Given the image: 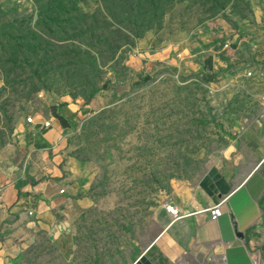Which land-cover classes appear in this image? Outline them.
Here are the masks:
<instances>
[{
    "label": "rangeland",
    "instance_id": "rangeland-1",
    "mask_svg": "<svg viewBox=\"0 0 264 264\" xmlns=\"http://www.w3.org/2000/svg\"><path fill=\"white\" fill-rule=\"evenodd\" d=\"M262 36L264 0H0V146L44 104L73 106L90 174L76 244L148 245L253 112L243 53Z\"/></svg>",
    "mask_w": 264,
    "mask_h": 264
},
{
    "label": "crops",
    "instance_id": "crops-1",
    "mask_svg": "<svg viewBox=\"0 0 264 264\" xmlns=\"http://www.w3.org/2000/svg\"><path fill=\"white\" fill-rule=\"evenodd\" d=\"M257 40L243 55H252L259 74L252 83L261 88L264 37ZM246 92L257 104L243 116L242 131L222 140L193 190L166 201L186 216L173 222L165 204L152 242L100 253L76 244V226L90 206V174L72 144L77 111L69 104L37 108L34 124L23 118L0 146V264H264V89ZM221 201V216L210 220L207 209Z\"/></svg>",
    "mask_w": 264,
    "mask_h": 264
},
{
    "label": "built area",
    "instance_id": "built-area-1",
    "mask_svg": "<svg viewBox=\"0 0 264 264\" xmlns=\"http://www.w3.org/2000/svg\"><path fill=\"white\" fill-rule=\"evenodd\" d=\"M247 76H250V73L247 74ZM260 106H261V112L259 114V117L261 119L264 120V95L261 97V102H260ZM34 120L35 117L34 116H28L26 118V122L28 124H34ZM51 123L47 122L46 126L50 127ZM223 201L209 207L207 209V212L209 213V218L212 221L217 220V218H219L221 216V205H222ZM166 210L167 212L171 215V218L173 220V222L178 221L180 219H182L183 217H185L186 215L176 206L170 204V203H166Z\"/></svg>",
    "mask_w": 264,
    "mask_h": 264
},
{
    "label": "water",
    "instance_id": "water-1",
    "mask_svg": "<svg viewBox=\"0 0 264 264\" xmlns=\"http://www.w3.org/2000/svg\"><path fill=\"white\" fill-rule=\"evenodd\" d=\"M235 235H236L237 237H240V236H241V235H239V233H236Z\"/></svg>",
    "mask_w": 264,
    "mask_h": 264
},
{
    "label": "trees",
    "instance_id": "trees-1",
    "mask_svg": "<svg viewBox=\"0 0 264 264\" xmlns=\"http://www.w3.org/2000/svg\"><path fill=\"white\" fill-rule=\"evenodd\" d=\"M92 97H93V95H92Z\"/></svg>",
    "mask_w": 264,
    "mask_h": 264
}]
</instances>
